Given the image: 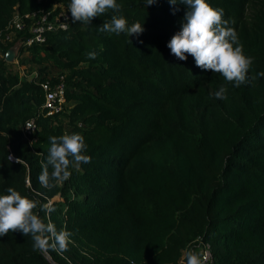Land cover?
Returning <instances> with one entry per match:
<instances>
[{"label":"trees","instance_id":"1","mask_svg":"<svg viewBox=\"0 0 264 264\" xmlns=\"http://www.w3.org/2000/svg\"><path fill=\"white\" fill-rule=\"evenodd\" d=\"M54 2L71 0L45 6ZM207 2L254 61L239 87L191 55L171 54L188 8L168 0H117L129 25L143 24L139 36L97 31L109 11L21 45L18 63L33 81L5 61L21 35L0 40V195L13 187L49 204V215L34 211L72 233L68 251L42 254L31 236L10 231L0 237V264H186L197 238L210 245V264H264V0ZM37 8V0H0V32L14 10ZM60 76L67 106L46 115L39 83ZM221 86L227 99L214 96ZM30 119L36 131L25 139ZM64 133L85 138L91 162L44 188L48 137ZM8 148L20 162L8 161Z\"/></svg>","mask_w":264,"mask_h":264},{"label":"clouds","instance_id":"2","mask_svg":"<svg viewBox=\"0 0 264 264\" xmlns=\"http://www.w3.org/2000/svg\"><path fill=\"white\" fill-rule=\"evenodd\" d=\"M156 0H146L147 7ZM170 5L184 4L188 10L185 13L181 28L167 44L171 54L179 60H186L191 55L197 67L221 74L229 83L236 87L248 82V72L253 59L243 52L234 28L223 19V10L210 6L207 0H168ZM122 5L117 0H71L68 12L73 24L89 25L93 18L100 17L111 11L110 20H106L97 28L101 33H126L128 36L143 33V24L139 22L128 24L121 14ZM173 10V14L175 13ZM131 42V41H130ZM187 54V55H186ZM89 59H95L97 53H87ZM264 76V72L258 74ZM255 79V77H253ZM227 88L221 86L214 93L217 99H227ZM49 148L46 162L42 163V171L38 176L40 185L44 188L54 187L70 178V168H79L81 164L91 162L86 155L85 138L79 133H64L60 136L48 137ZM5 195H0V237L19 231L24 236H31L33 250L42 254L56 251L63 254L69 250L72 233L57 230L49 218L47 222L34 210L39 207L46 215L53 208L47 203L30 199L13 187L6 189ZM186 264H203L201 254L193 249L185 252Z\"/></svg>","mask_w":264,"mask_h":264},{"label":"built area","instance_id":"3","mask_svg":"<svg viewBox=\"0 0 264 264\" xmlns=\"http://www.w3.org/2000/svg\"><path fill=\"white\" fill-rule=\"evenodd\" d=\"M47 2L48 0H37L39 8L24 14H20L14 10L4 30L0 32V40L4 43H12L18 34L21 35L20 43L15 45L18 49L13 64L14 70L18 72L20 78L27 81H33L36 73L33 72L31 75H27L23 67L19 65L17 57L20 46L22 45L25 48L34 44H44L46 35L49 32L67 30L72 23L68 7L56 2L51 3L47 7L45 6ZM39 86L44 94L42 110H44L45 114L55 115L61 113L64 107L67 106L63 77L60 76L54 85L50 81H45L39 83ZM35 131L36 122L34 119L26 121L21 128L22 135L25 139H28ZM7 159L13 163L20 162L10 149ZM26 184H29L28 180H26ZM196 241L199 242L198 252L201 254L203 264H210L212 262L210 245L202 243L199 238Z\"/></svg>","mask_w":264,"mask_h":264},{"label":"water","instance_id":"4","mask_svg":"<svg viewBox=\"0 0 264 264\" xmlns=\"http://www.w3.org/2000/svg\"><path fill=\"white\" fill-rule=\"evenodd\" d=\"M17 46H12V48H10L9 50H7L6 54H5V61L8 63H12L15 59L16 56V52H17Z\"/></svg>","mask_w":264,"mask_h":264},{"label":"rangeland","instance_id":"5","mask_svg":"<svg viewBox=\"0 0 264 264\" xmlns=\"http://www.w3.org/2000/svg\"><path fill=\"white\" fill-rule=\"evenodd\" d=\"M199 250H198V248H197V252H198Z\"/></svg>","mask_w":264,"mask_h":264}]
</instances>
